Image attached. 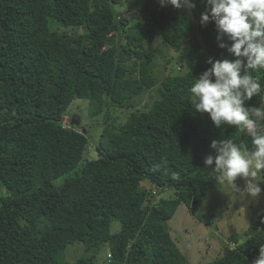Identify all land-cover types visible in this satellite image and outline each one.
<instances>
[{
	"label": "trees",
	"instance_id": "trees-1",
	"mask_svg": "<svg viewBox=\"0 0 264 264\" xmlns=\"http://www.w3.org/2000/svg\"><path fill=\"white\" fill-rule=\"evenodd\" d=\"M122 1L0 0V264H95L106 243L107 264H191L169 219L182 203L195 214L217 183L204 163L216 155L213 140L252 149L242 130L215 127L189 102L209 58L234 59L218 46L230 42L218 41L214 22L200 23L205 0H194L190 13L126 0L139 10L135 21ZM157 38L183 72H155L163 51L148 45ZM251 74L262 92L248 106H264V69ZM145 92L151 101L124 122L105 116L93 159L87 134L62 126L74 99L87 97L94 117L110 106L135 108ZM260 176L264 198V170ZM166 189L173 196L161 197ZM113 221L120 232L112 233ZM228 239L203 264H255L264 203L244 236ZM75 243L85 253L69 262L64 254Z\"/></svg>",
	"mask_w": 264,
	"mask_h": 264
},
{
	"label": "clouds",
	"instance_id": "clouds-1",
	"mask_svg": "<svg viewBox=\"0 0 264 264\" xmlns=\"http://www.w3.org/2000/svg\"><path fill=\"white\" fill-rule=\"evenodd\" d=\"M205 2L207 10L202 13L200 23L214 22L218 41L226 37L230 42H220L218 46L234 59L213 61L209 58L211 67L196 77L189 89V102L197 112L206 113L215 127L227 125L242 130L251 138L252 149L227 138L213 140L210 148L216 155L207 156L204 163L235 194L256 198L261 193L258 182L264 170V106H248V101L262 92L251 73L264 69V0ZM159 3L188 13L196 7L194 0H159ZM65 121L64 124L62 121L63 128H72ZM94 151L98 152L96 146ZM237 178L245 181L243 188L236 183ZM255 264H264V245L260 246Z\"/></svg>",
	"mask_w": 264,
	"mask_h": 264
},
{
	"label": "rangeland",
	"instance_id": "rangeland-1",
	"mask_svg": "<svg viewBox=\"0 0 264 264\" xmlns=\"http://www.w3.org/2000/svg\"><path fill=\"white\" fill-rule=\"evenodd\" d=\"M121 4L122 7H119L120 11L124 12L132 21L139 19L140 13L137 12V8L130 7L126 0H123ZM148 47L151 49L159 47L163 51L157 55L154 65L155 72L159 76L174 71L175 68H184L177 63L179 59L177 53L172 49L163 47L159 38L149 44ZM165 55L170 61L164 57ZM150 94L153 93L145 92L139 96L135 105L137 107L135 108L110 106L106 109L107 113L94 117L89 114L90 102L87 97L74 99L67 109L66 119L63 120V124L66 120L65 123L69 122L74 130L87 133L90 151L86 153L88 159H93L97 156V153L94 151V147L96 146L95 140L100 138L105 116L116 124L124 122L134 109L145 108L146 104L151 101ZM73 118L79 121V125L72 124ZM241 145L246 147L244 143ZM259 179L261 180V176ZM62 180L63 178H59L54 183L60 184ZM260 182H258L259 185ZM145 183L148 187L151 186L147 182L143 183L144 186ZM236 183L243 188L245 181L242 178H237ZM160 196L171 197L173 196V190L166 189L160 193ZM153 199L155 200V197ZM263 203L262 188L261 193L256 198L241 197L226 185L217 181L195 214L187 205L183 203L179 205L175 214L168 221L169 230L173 239L183 253L187 255L191 264H203L214 260L224 253V246L231 242L228 239L231 235L244 236V233L253 223L254 213L263 207ZM121 230V223L113 221L111 224L112 233H118ZM109 251L110 244H104L94 258L95 264H107V253ZM84 253V245L82 243H75L67 247L64 256L67 261L75 262Z\"/></svg>",
	"mask_w": 264,
	"mask_h": 264
},
{
	"label": "water",
	"instance_id": "water-1",
	"mask_svg": "<svg viewBox=\"0 0 264 264\" xmlns=\"http://www.w3.org/2000/svg\"><path fill=\"white\" fill-rule=\"evenodd\" d=\"M72 124H77V125H79V121L76 120L75 118H73V119H72Z\"/></svg>",
	"mask_w": 264,
	"mask_h": 264
},
{
	"label": "bare ground",
	"instance_id": "bare-ground-1",
	"mask_svg": "<svg viewBox=\"0 0 264 264\" xmlns=\"http://www.w3.org/2000/svg\"><path fill=\"white\" fill-rule=\"evenodd\" d=\"M89 166V165H88Z\"/></svg>",
	"mask_w": 264,
	"mask_h": 264
}]
</instances>
